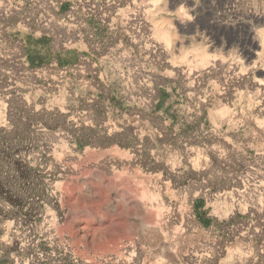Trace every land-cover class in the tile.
I'll use <instances>...</instances> for the list:
<instances>
[{
    "label": "rangeland",
    "instance_id": "374dc122",
    "mask_svg": "<svg viewBox=\"0 0 264 264\" xmlns=\"http://www.w3.org/2000/svg\"><path fill=\"white\" fill-rule=\"evenodd\" d=\"M109 5L0 18V264H264V0Z\"/></svg>",
    "mask_w": 264,
    "mask_h": 264
},
{
    "label": "bare ground",
    "instance_id": "6f19581e",
    "mask_svg": "<svg viewBox=\"0 0 264 264\" xmlns=\"http://www.w3.org/2000/svg\"><path fill=\"white\" fill-rule=\"evenodd\" d=\"M109 3L110 0H0V18L7 22L22 19L29 31L52 38L54 48L61 49L76 40H90L98 28L109 26L113 21ZM31 8L36 12L32 13Z\"/></svg>",
    "mask_w": 264,
    "mask_h": 264
},
{
    "label": "crops",
    "instance_id": "0c3cea01",
    "mask_svg": "<svg viewBox=\"0 0 264 264\" xmlns=\"http://www.w3.org/2000/svg\"><path fill=\"white\" fill-rule=\"evenodd\" d=\"M9 24H10V28L11 30H13L14 32L16 31H20V28H23V29H26L30 34H31V31L28 30L26 24L24 23V21L22 19H19V18H15V19H12L10 21H8ZM33 33V32H32ZM40 36H44V35H40ZM48 37V36H47ZM50 38V37H49ZM52 39V38H51ZM86 41H89V40H76L72 46H66L67 48H61V49H70V48H76L77 47V44L81 43V42H86ZM54 40L52 39V47L54 48Z\"/></svg>",
    "mask_w": 264,
    "mask_h": 264
}]
</instances>
